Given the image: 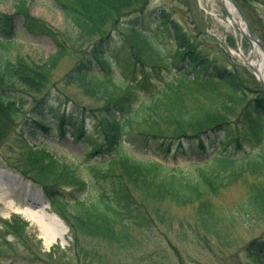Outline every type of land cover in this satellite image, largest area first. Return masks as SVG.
Segmentation results:
<instances>
[{"label":"trees","instance_id":"trees-1","mask_svg":"<svg viewBox=\"0 0 264 264\" xmlns=\"http://www.w3.org/2000/svg\"><path fill=\"white\" fill-rule=\"evenodd\" d=\"M53 1L70 33L17 7L27 33L54 41L55 52L42 62L11 53L12 16L0 12V146L27 104L29 120L43 132L66 133L67 126L70 136L84 137L87 178L73 163L23 140L10 163L44 187L70 228L125 246L130 241L126 230L141 225L138 208L148 198L197 204L212 219V197L264 172V93L258 83L242 80L226 53L185 29L170 9L149 6L150 0ZM236 2L248 15V0ZM65 55L76 58L65 84L76 83L99 104L65 110L66 100L49 78ZM60 105L65 108L55 112ZM48 115L56 119L55 127L40 120ZM131 143L155 144L168 153L171 147L173 153L178 147L184 152L186 145L209 155L170 166L137 159L124 148ZM59 186L68 192H58ZM246 198L252 211L243 208L264 214L263 183L252 186ZM116 223L125 232H117ZM27 225L15 215L0 219L1 257L14 249L3 240L7 234L18 237ZM245 251L244 264H264V239H253Z\"/></svg>","mask_w":264,"mask_h":264},{"label":"rangeland","instance_id":"rangeland-1","mask_svg":"<svg viewBox=\"0 0 264 264\" xmlns=\"http://www.w3.org/2000/svg\"><path fill=\"white\" fill-rule=\"evenodd\" d=\"M245 3L250 24L264 42V0H248ZM21 5L28 13L60 32L70 33L71 25L53 0H0V12L12 16L9 36L11 53L38 62L49 59L55 52L54 41L44 34L27 33L23 26V17L17 13V7ZM161 5L170 9L173 17L208 47H217L226 53L236 63L235 69L245 83L256 82L259 85L253 70L234 53H230L240 48L245 55L250 48L246 39L241 37L237 26L233 28L226 26L225 9L219 0L149 1V6ZM75 61V56H63L49 77L50 83H56L60 89L54 88L59 98L66 100V108L64 104L56 106L55 112H61L63 108L69 112L70 107L80 104L84 106L99 104L93 98L85 96L76 83L65 84L64 75ZM30 105L27 104L23 108V114L15 117L16 124L8 130V136L0 146V195L6 196V201L13 202L15 206L26 198L33 201L43 199L47 206L46 212L39 208L37 210L43 215V221L50 224L49 226L47 224V227L58 232L60 223L52 218L51 222L49 218L50 214L55 215L65 227V233L61 239L48 241L40 225L33 223L17 209L5 207L0 201V219H9L11 215H15L28 224L18 237L7 234L3 239L12 242L14 249L8 256H0V264H244L248 262V253L245 249L249 247L251 241L264 239V214L251 213L246 209L252 211L246 197L252 186L264 184V172L235 182L212 197L210 215L212 219L203 215L197 204L176 206L168 200L148 198L144 203L145 207L138 208L143 218L141 225L126 230L130 241L125 246L89 236L81 232L77 226L70 228L52 207L51 196L46 193L44 187L25 179L10 166V163L18 156L20 150L18 141L23 140L34 148L36 146L48 151L65 163H73L78 172L87 178L90 175V162L85 156L86 141L84 137L70 136L66 130L67 126L66 133L57 130L43 132L38 124L33 123L27 116L30 113ZM50 116H40V120L45 119L47 125L55 127L57 121ZM124 148L137 159H154L170 166H181L190 160L201 161L209 155L194 151L186 145L184 152L178 147L174 153L173 147L171 153H168L165 149L160 150L155 144L131 143L125 144ZM59 191L68 192V189L63 190L59 186ZM115 225L117 232H125L118 223Z\"/></svg>","mask_w":264,"mask_h":264},{"label":"bare ground","instance_id":"bare-ground-1","mask_svg":"<svg viewBox=\"0 0 264 264\" xmlns=\"http://www.w3.org/2000/svg\"><path fill=\"white\" fill-rule=\"evenodd\" d=\"M220 1V0H219ZM222 6H224V9L226 11L225 17V24L227 27L233 28L235 25L239 28L240 32H245V27L242 24L240 18L238 17L237 13L235 12L233 6L230 5L226 0L220 1ZM235 55L239 56L240 59L244 61V63L247 64V66L257 71V74L259 76H263L264 74V56L260 50L259 47H257L256 44L252 43V47L250 49V58L247 57V54H243V52L240 50L235 51ZM21 203H18L17 206L13 204V202L6 201V196L0 195V201H2L7 208H13L17 209V211L21 214H23L26 218H29L33 223L40 225L41 228H43V231L46 234V238L48 241L51 239H61L64 236L65 233V227H63L62 222L53 214L49 215L50 221L52 222V219L56 220L58 223H60V230L58 232H55L52 230V228L47 227L50 225L49 223H46L43 218V215L40 214L38 208L42 210L44 213L46 212V203L42 199L39 198L36 201H33L29 198L23 199ZM52 218V219H51ZM46 227V228H45ZM57 231V230H56Z\"/></svg>","mask_w":264,"mask_h":264},{"label":"water","instance_id":"water-1","mask_svg":"<svg viewBox=\"0 0 264 264\" xmlns=\"http://www.w3.org/2000/svg\"><path fill=\"white\" fill-rule=\"evenodd\" d=\"M222 1V0H220ZM228 3H230L231 6H233L235 12L237 13V15L239 16L242 24L245 27V32L241 34V37L245 38L249 48L251 49L252 47V43L256 44L257 47L260 48L263 56H264V42L262 41V39L260 37H258L256 31L253 29V26H251L248 17L246 16L244 10H242V8L237 4V2L235 0H226ZM226 13V11H225ZM247 57L250 58V51L247 53ZM253 73L255 75L256 80H258L259 85H260V89L263 91L264 93V74L263 76H259L257 74V71L253 70Z\"/></svg>","mask_w":264,"mask_h":264}]
</instances>
